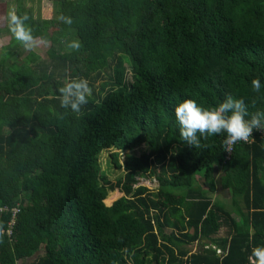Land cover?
<instances>
[{"label": "trees", "instance_id": "trees-1", "mask_svg": "<svg viewBox=\"0 0 264 264\" xmlns=\"http://www.w3.org/2000/svg\"><path fill=\"white\" fill-rule=\"evenodd\" d=\"M12 1L50 43L45 58L18 59L11 33L0 47V264H249L264 246V131L226 158L225 133L188 145L174 110L232 96L246 119L264 111V0H44L71 26ZM76 77L93 89L80 115L57 98Z\"/></svg>", "mask_w": 264, "mask_h": 264}, {"label": "clouds", "instance_id": "clouds-1", "mask_svg": "<svg viewBox=\"0 0 264 264\" xmlns=\"http://www.w3.org/2000/svg\"><path fill=\"white\" fill-rule=\"evenodd\" d=\"M29 20L28 14L20 15L13 7L8 10L4 23L12 37L26 51L47 46L50 41L45 37L34 36L28 24ZM57 20L68 26L73 24V18L68 15L61 14ZM65 46L69 52H78L81 43L77 39H72L68 40ZM251 85L256 92L260 91L259 79H253ZM58 93L57 98L61 107L80 115L82 106L87 104L93 89L87 79L76 77L67 80L59 87ZM174 111L179 123L181 140L194 147H199L200 137L225 133L223 144L225 151H229L237 142L249 141L254 130L264 131V111H257L251 114L250 119H246L249 112L244 100L234 99L232 96L210 109L199 106L193 99H185L175 107ZM248 260L249 264H264V246H253Z\"/></svg>", "mask_w": 264, "mask_h": 264}, {"label": "rangeland", "instance_id": "rangeland-1", "mask_svg": "<svg viewBox=\"0 0 264 264\" xmlns=\"http://www.w3.org/2000/svg\"><path fill=\"white\" fill-rule=\"evenodd\" d=\"M25 4L31 7L33 16L43 17V18H56L58 15L57 3L51 5L50 2L44 0H25ZM10 8H13L12 0H0V26H2L5 21L7 12ZM10 32L4 29L0 30V47L5 45L9 41ZM48 46V45H47ZM47 46H39L35 48L32 52L36 53L40 58H45V50ZM18 53H16L17 58L21 59L27 52L22 46L18 48ZM108 150L102 151L99 156V163L101 170L107 174V176L113 181L117 177L121 176L120 170H116L108 164L107 152ZM123 152L118 153V162L123 161ZM121 169V168H120ZM138 183L145 185L147 188H155L156 181L148 174L139 173L135 176ZM223 195L224 197H222ZM228 195V192L218 191L213 194V199H224ZM189 249L192 251L195 249L194 245H188ZM38 253V252H37ZM31 258V257H30Z\"/></svg>", "mask_w": 264, "mask_h": 264}, {"label": "crops", "instance_id": "crops-1", "mask_svg": "<svg viewBox=\"0 0 264 264\" xmlns=\"http://www.w3.org/2000/svg\"><path fill=\"white\" fill-rule=\"evenodd\" d=\"M218 191L228 192V190H224V189L217 188L216 191L214 192V194H216ZM221 196L224 197L223 195H221ZM212 200H216L219 203H222V205L224 206L225 209L229 208V205H228V202H229V193H228L227 197L224 198V199H219L218 200V199H215V198L213 199L212 198ZM235 218H236V215H235Z\"/></svg>", "mask_w": 264, "mask_h": 264}, {"label": "built area", "instance_id": "built-area-1", "mask_svg": "<svg viewBox=\"0 0 264 264\" xmlns=\"http://www.w3.org/2000/svg\"><path fill=\"white\" fill-rule=\"evenodd\" d=\"M230 151H231V148H230L229 151H225V157H226V158L229 157ZM17 208H18L17 206H14V207H11V208H10V211H11V217H13V215H14L15 212L17 211ZM12 222H13V218L9 219V221H8L7 223H8V225H11ZM7 232H8V230H7ZM216 252L219 253V250L216 249Z\"/></svg>", "mask_w": 264, "mask_h": 264}]
</instances>
